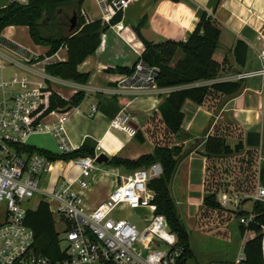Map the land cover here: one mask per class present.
Here are the masks:
<instances>
[{
	"label": "crops",
	"instance_id": "obj_1",
	"mask_svg": "<svg viewBox=\"0 0 264 264\" xmlns=\"http://www.w3.org/2000/svg\"><path fill=\"white\" fill-rule=\"evenodd\" d=\"M7 4H9L8 0H0V9ZM204 12L213 19L220 30L219 47L213 59L218 64L226 62L230 67L224 68L223 66L225 70L223 69L216 79L194 83V86L195 84L200 86L221 81L233 82V77L239 73L259 72L264 68L258 59V50L264 42V0H182L176 3L171 0H137L121 14L119 23L110 26L100 36L101 41L95 52L77 67L78 73L89 76L86 84L72 83L56 78L68 83L67 87L58 85L59 89L56 90L57 95L63 100L69 101L77 92L84 94L82 102L69 112L63 113L62 110H58V113L65 114V120L62 122L63 134L73 150L80 147L84 141L89 140L93 143L94 148L99 147L100 154H104L109 159L119 157L136 160L141 155L153 152V149L151 152H144L142 147L146 140L149 142L150 140L141 134L142 130L170 92L189 88L192 84L170 89L158 87L139 90L122 89L119 82L128 75L109 70L131 69L140 59L144 50L141 38L152 43L162 40L187 42L189 34L195 29ZM82 15L86 23L92 21L86 11L82 10ZM96 19L100 20V12L99 18L93 20ZM22 29L28 31L26 27H6L1 38L7 43L0 42L4 49V52L0 51V54L5 58L14 59L21 65L9 66L13 70L12 76L23 75L24 73L27 74V79L32 82L36 78L26 71V68L22 67L23 64L26 66L30 64L24 50L43 58L47 49L42 46H35L30 39L29 47L17 42V34ZM258 36H263V39H257ZM237 40H241L247 45V60L243 68L233 65L231 51ZM15 50L21 55H15ZM48 58H50V64L64 62L67 59L66 48H60L55 55ZM2 61L0 58V63ZM243 84L244 90L236 96L226 98L217 114H212V112L191 101H185L181 110L183 122L180 132L175 135L174 142L182 147V151L188 150L191 153L177 164L170 185L172 198L178 207L179 218L189 234L192 259L187 264L227 263V254L231 248L236 249L237 255L233 262L235 264L237 259L243 256L245 242L255 236L253 232L248 230L244 233L240 232L239 218L235 214L228 219L226 216L228 213H235L231 209H223L220 206L223 211L221 214L210 213L208 216H203L204 220L200 217L207 166V161L202 153L208 133L216 123L230 124L238 129L242 134L244 150H254L257 153V169L259 170L261 165L264 166V76L257 73L252 77L243 79ZM93 108L95 111H92ZM121 114H126L132 119L129 124L136 131V137H129L125 132L111 127V120ZM44 121L49 124L55 123L53 118H46ZM139 134L142 138L138 137ZM27 140L30 147L58 155V143L52 132L34 133ZM229 142H231V147L236 144L233 139ZM66 163L68 166L69 162L58 161L56 167L61 173L51 178L52 186L49 189H41L42 192L52 193L60 179L67 183L76 179L80 172L74 166L73 161H70L72 165L69 167L74 169L76 177L71 180L62 177L64 172L61 169L67 167ZM53 164L54 162H51L45 178L53 174ZM107 167L109 170L101 168L102 172L92 174L88 181V189L82 191L76 184L71 186L83 198L82 209L85 212L93 211L100 202L109 197L115 188V175H122L120 170L124 172L123 176L132 172L111 166ZM100 174L104 177L113 176L114 179L109 192L97 195L94 185ZM256 183L264 187L260 181L257 180ZM222 194L225 193H220L218 196ZM251 196L240 197L242 207L239 212L248 213L252 211L254 203L250 198ZM36 197L35 206L37 207L32 211L36 210L40 203L47 201H43L41 194ZM248 200L252 201V205L246 209L243 203ZM143 210L146 211L144 215H150L148 210ZM225 211L228 213H224ZM214 238L223 240V244L228 249L225 258L210 248ZM193 241H196L197 244L201 242L205 248L200 249L197 244L194 246Z\"/></svg>",
	"mask_w": 264,
	"mask_h": 264
},
{
	"label": "trees",
	"instance_id": "obj_2",
	"mask_svg": "<svg viewBox=\"0 0 264 264\" xmlns=\"http://www.w3.org/2000/svg\"><path fill=\"white\" fill-rule=\"evenodd\" d=\"M85 0H28L26 4H7L0 9V42L6 27H26L30 41L35 46L45 47V57H51L64 47L67 59L45 67V72L54 78L64 81L86 84L89 76L77 72V67L92 55L100 44V36L121 20V14L115 15L109 23L99 19L86 23L82 15V4ZM170 1V0H169ZM180 2L182 0H171ZM75 18V27L71 30V19ZM195 29L189 34L187 42L175 40H162L152 43L144 38L141 41L144 50L140 60L147 66L157 68L155 87L170 89L172 87L190 86L181 90H173L151 116L141 134L147 137L153 145L151 154L141 155L136 160L112 157L107 166L135 171L159 164L162 169L157 179L147 183L150 190L155 193L153 200L156 205V214L166 218L169 231L176 236L178 247L182 254L177 264H187L192 259L189 246V234L182 224L178 207L171 194V181L176 172L177 164L191 152L182 151V147L174 142L175 135L180 132L183 122L182 107L185 101H191L205 110L217 114L226 98L241 93L245 86L243 79L236 82L221 81L200 86L194 83L214 80L223 71L222 62L218 64L213 56L219 47L220 30L218 25L205 12ZM233 65L243 68L247 60V45L237 40L232 49ZM116 73L131 74L132 68L109 70ZM84 99L82 92H77L69 101L58 95L50 98V111L73 109ZM234 128V129H233ZM137 133L135 134V137ZM140 138L141 135L139 134ZM258 138V135L256 134ZM235 140L231 147L229 141ZM30 153L46 156L50 162L59 160L72 161L80 157H92L94 146L89 140L70 154L54 155L44 150L27 147ZM202 156L207 161L205 172V189L202 198V214H221L223 211L218 203L220 193L246 194L257 184V180L264 184V166L258 170L256 166L257 153L254 150H244L242 134L230 124L216 123L204 142ZM226 162V164L221 165ZM237 168H232L230 165ZM224 166V169L223 167ZM244 200V199H243ZM228 213V212H224ZM252 216L254 222L245 227L239 224L240 232L248 230L254 237L243 245L244 259L238 264H264V250L262 248L264 227V202L253 204ZM230 214V215H229ZM238 218L246 212L228 213V219L233 215ZM25 223L34 234V253L47 257L56 262L64 258L60 251L58 234L55 231L49 205L40 203L34 211H28Z\"/></svg>",
	"mask_w": 264,
	"mask_h": 264
},
{
	"label": "built area",
	"instance_id": "obj_3",
	"mask_svg": "<svg viewBox=\"0 0 264 264\" xmlns=\"http://www.w3.org/2000/svg\"><path fill=\"white\" fill-rule=\"evenodd\" d=\"M94 1L103 23H109L115 15L122 14L137 2ZM27 2L28 0H8L9 4L18 5ZM257 39H263V36H258ZM24 51L30 64H23L22 67L36 80L30 82L26 77L13 75L7 81H0V264H177V259L183 252L182 248L176 246L177 238L169 231L166 218L156 214V205L153 202L155 193L147 186L150 180L161 175L159 164L135 170L125 176L116 174L115 188L91 212L82 209V197L71 186L76 184L84 191L88 189V179L93 172H102L101 168L95 167L100 155L98 146L94 148L92 157L72 160L80 172L73 182L67 183L60 179L52 193L42 192L38 188L39 181L47 174L51 162L46 156L27 150L28 137L42 131L52 132L58 143V156L75 150L63 134L62 122L65 114L58 111L47 112L50 98L58 94L54 86L67 87L68 83L45 72L50 58H41L30 51ZM258 51V59L264 67V42ZM14 53L21 55L16 50ZM0 58L3 60L0 70L11 65L21 66L14 59L5 58L2 54ZM157 72V68L149 67L139 59L132 67V73L119 82L120 87L135 90L156 89ZM257 73L264 76V68L259 72L239 73L232 81L252 77ZM46 118H53L55 123L44 124ZM131 120L126 114L118 115L111 120V127L133 137L136 131L129 124ZM39 194L43 201L47 200L48 205H55L54 214L65 226L63 234L58 235L60 251L64 254L61 261L54 262L33 251L34 234L26 225L25 217L28 211H32L27 205ZM250 198L253 203L264 202V187L257 184L256 192ZM217 200L223 209L228 208L235 213L242 207V199L235 194L225 193L218 196ZM120 207L131 211H149V216L142 217V221L147 223L142 231L129 220L113 218V213ZM49 208L52 214L50 205ZM238 221L240 225L248 227L254 222V217L248 212ZM149 235L153 237L150 239L151 247L145 245L142 250H138L136 247L140 241ZM263 241L264 237L262 248ZM62 243H65L64 247ZM243 259L244 255L235 264Z\"/></svg>",
	"mask_w": 264,
	"mask_h": 264
},
{
	"label": "rangeland",
	"instance_id": "obj_4",
	"mask_svg": "<svg viewBox=\"0 0 264 264\" xmlns=\"http://www.w3.org/2000/svg\"><path fill=\"white\" fill-rule=\"evenodd\" d=\"M81 7H82V10L87 12V14L89 15L90 19L93 20L95 18H99V11H98V8H97L94 0H85ZM16 40H17V42H20L21 44L27 45L28 47L30 46L28 31H26L25 29H22L20 32H18ZM0 51L4 52V49L2 48L1 45H0ZM226 67L229 68L230 65L225 64L224 68H226ZM12 72H13V70L9 66H7L4 70L0 71V81L2 79L7 81L9 78H11ZM19 76L21 78H23V77L28 78L27 74H24V73H23V75L20 74ZM54 89L55 90L59 89V86L55 85ZM43 123L45 124L46 121H43ZM229 143L231 144V142H229ZM142 148H143L144 152H151L152 149H153V146H152L151 142L146 140ZM66 162H69V164L67 166V163H66L67 167H63L61 169V171L64 172L63 173L64 175H62V177L63 178L65 177L66 180H71L72 178L76 177V173L74 172L73 168L69 167L70 165H72L70 163V161H66ZM57 164H58V161H55L54 164H53V174L54 175L51 174V176L45 178L46 174H44L43 177L40 179L39 185H38L39 189H43V188L49 189L52 186V183L50 182L51 178L55 177L56 175L58 176L59 173H61L56 167ZM224 164H226V162L222 163L221 165H224ZM95 167H96V169L104 168L105 170L106 169L109 170V167H107V165H104V164H101V165L96 164ZM222 167L224 169V166H222ZM230 167L237 168V167H235L232 164L230 165ZM93 173H98V172L95 171ZM120 173L122 175L124 174V172L122 170H120ZM113 179H114L113 176L104 177L102 174H100L99 177H97V179H96V184L94 185V188L96 189L95 192L97 193V195L106 193L107 191L109 192V189L112 188V187H110V185L113 184V182H112ZM89 180L90 179H88V181ZM255 188H256V185H255V187L253 189H250V191H247L246 194H241V195L239 194V196L240 197L244 196V195L251 196V195L254 194ZM36 198L37 197H35L33 200H31L29 202V204L27 205V206H29L30 209H35L37 207V206H35L36 205L35 204ZM82 200H83V198H82ZM243 204H245V208L246 209H249L250 206L252 205V201L248 200V201L244 202ZM49 205H50L51 210H52L53 221L55 222V231H56V233L59 236H61L63 234V232L65 231V226L62 223L60 224L58 217L55 216V214H54V210L53 209L55 208V205H53L52 203L49 204ZM145 213H146L145 210L131 211V210L127 209V208L125 209L124 207H120L119 209H117L113 213V218L129 220L132 224H134L136 226V228L139 231H142L143 228L147 224L146 221H144V220L142 221V217H143V215ZM0 220H1V218H0ZM263 237H264V234H263ZM152 238L153 237L150 236V235L146 236L144 239H142L140 241L139 246H137L136 248L138 250H142V248H144L145 245L148 246V248H150L151 245H152V241L150 239H152ZM212 241H214V242H213V244H210L211 245L210 248L212 250L216 251V253L219 256H222L223 258H225V254L227 253L228 249L223 244L224 243L223 240H219V239H215L214 238ZM193 243H194V246H195V244H197L196 241H193ZM193 243H191V244H193ZM197 245L199 246L200 249H204L205 248V247H203L204 245L201 242H200V244H197ZM64 246H65V243H62V247H64ZM235 251H236V249L235 250L232 249V248L230 249L229 254H227V261L228 262L227 263H223V264H233V262L236 259V255H237V253H235Z\"/></svg>",
	"mask_w": 264,
	"mask_h": 264
},
{
	"label": "water",
	"instance_id": "obj_5",
	"mask_svg": "<svg viewBox=\"0 0 264 264\" xmlns=\"http://www.w3.org/2000/svg\"><path fill=\"white\" fill-rule=\"evenodd\" d=\"M75 18L76 16L74 15L71 19V30L75 27ZM71 110V108H67L65 110H62L63 113H67ZM108 161H109V158H107L104 154H100L99 157L97 158L96 162L97 164L101 165V164H104V165H107L108 164Z\"/></svg>",
	"mask_w": 264,
	"mask_h": 264
},
{
	"label": "bare ground",
	"instance_id": "obj_6",
	"mask_svg": "<svg viewBox=\"0 0 264 264\" xmlns=\"http://www.w3.org/2000/svg\"><path fill=\"white\" fill-rule=\"evenodd\" d=\"M263 248H264V241H263Z\"/></svg>",
	"mask_w": 264,
	"mask_h": 264
}]
</instances>
